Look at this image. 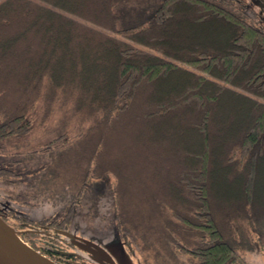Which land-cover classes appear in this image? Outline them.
Returning <instances> with one entry per match:
<instances>
[{
    "label": "trees",
    "instance_id": "obj_1",
    "mask_svg": "<svg viewBox=\"0 0 264 264\" xmlns=\"http://www.w3.org/2000/svg\"><path fill=\"white\" fill-rule=\"evenodd\" d=\"M137 147L144 170L170 155L172 181L135 204ZM0 203L126 235L139 264L255 253L240 244L264 230V0H0Z\"/></svg>",
    "mask_w": 264,
    "mask_h": 264
},
{
    "label": "flooded vegetation",
    "instance_id": "obj_2",
    "mask_svg": "<svg viewBox=\"0 0 264 264\" xmlns=\"http://www.w3.org/2000/svg\"><path fill=\"white\" fill-rule=\"evenodd\" d=\"M0 216L20 231L25 241L59 264H128L130 261L125 255L126 252L133 260L135 258L132 243L130 246L124 241L128 240L126 235L117 234L104 240L103 235H90L80 225L62 229L53 224V221L35 224L29 214L10 204L4 207L0 203ZM19 216L25 218L20 220ZM257 237L256 243L249 241L240 244L252 251L256 250L255 253L239 254L235 251L240 258H231L226 264H264V230Z\"/></svg>",
    "mask_w": 264,
    "mask_h": 264
},
{
    "label": "rangeland",
    "instance_id": "obj_3",
    "mask_svg": "<svg viewBox=\"0 0 264 264\" xmlns=\"http://www.w3.org/2000/svg\"><path fill=\"white\" fill-rule=\"evenodd\" d=\"M38 109H40V105H39ZM39 112H40V114H42L41 109L39 110ZM56 116L57 115L49 117L46 120L47 121L46 124L39 123L37 126L34 127L33 131L28 135V137H23V135L15 137V138H19V139H17V142L19 143L20 150L25 151V150H29V149L30 150L35 149V148H37V146H39L40 144L47 141L46 139L51 136V134H49L50 133L49 132L50 127L54 126L56 123V120H57ZM39 118H40V116H39ZM134 147H136V146H134ZM131 151L133 154H135V157H136V159H135L137 161L136 167H135V169L131 168V167H130V169L124 168L123 172L125 173L126 179L128 182L136 183V184L132 185L128 191L132 192V199L135 202V204H137L139 201L145 200V198H150L152 196L151 193L155 192L156 187L159 188L160 185L164 184V182H167V184H169V182L172 181L169 179V178H171V177H169V172L171 170L170 165L172 163V160H171V156L168 155L166 158H162L163 162L150 163L151 160L154 159V157L149 156L148 159H146V162H149V164L147 163L149 168L147 170H144L143 166L145 163L144 162L145 159H143L144 156L140 155L141 151L139 150V148H138V150L136 149L135 151L132 150V148H131ZM81 154L82 153L78 154L76 160L78 158H80ZM73 155H74V153H73ZM139 155L143 158H139ZM48 159H50L49 154H48ZM74 162L75 161L72 158L65 163L66 166H69L68 167L69 171L74 169L73 165L77 166L78 163L75 164ZM60 167H61V164L56 163V165L54 167L55 175L50 179V181L53 180L55 177L56 178H55L54 182H49V185L51 187H55L58 184V181L60 178H64L65 176H67V173H64V174L60 173ZM80 172L81 171H79V173ZM34 180H35V183H34V185H33L34 187H32V189L37 188L36 185L40 182L38 179H34ZM21 184L23 185L22 187L25 190H27V188L25 186L26 184L24 182H22ZM29 186H31V185H29ZM14 188L8 189V190H13ZM30 189H31V187H30ZM6 190H7V188H6ZM49 193L52 194L51 191H49ZM52 197L54 200L57 199L56 194L55 195L52 194ZM153 197L154 198L156 197L155 194L153 195ZM102 200L104 201L105 199L103 198ZM139 210H144V207H140ZM100 222L101 221H98L97 223H100ZM72 227L74 228V226H72ZM259 231H260V228L258 227V230L255 233H257ZM87 233L90 235H98V234L103 235L105 232H103L102 229L98 228L96 226V223H93V225H90L89 227H87ZM127 241L129 242V244L131 243V241L129 239ZM130 246H131V244H130ZM131 247H132V250L134 251V255H135L134 260H135V262H137V264H139L138 259L136 258L137 252L135 251V248L133 247V245Z\"/></svg>",
    "mask_w": 264,
    "mask_h": 264
},
{
    "label": "water",
    "instance_id": "obj_4",
    "mask_svg": "<svg viewBox=\"0 0 264 264\" xmlns=\"http://www.w3.org/2000/svg\"><path fill=\"white\" fill-rule=\"evenodd\" d=\"M125 243L129 242L125 239ZM130 245V244H129ZM126 252L128 264H136ZM126 257V256H125ZM127 259V258H126ZM0 264H59L25 241L13 225L0 216Z\"/></svg>",
    "mask_w": 264,
    "mask_h": 264
}]
</instances>
